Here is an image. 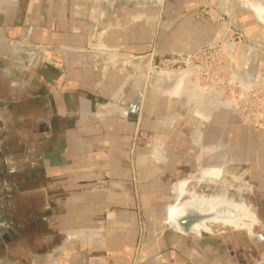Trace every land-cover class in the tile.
Returning a JSON list of instances; mask_svg holds the SVG:
<instances>
[{"label":"rangeland","instance_id":"374dc122","mask_svg":"<svg viewBox=\"0 0 264 264\" xmlns=\"http://www.w3.org/2000/svg\"><path fill=\"white\" fill-rule=\"evenodd\" d=\"M31 1L18 0L21 20L27 29L44 21L48 12V0H33V8ZM64 1L72 6V17L83 22L87 29L84 33L71 28L70 33L75 35L71 44L63 43L61 34L57 35L61 30L56 29L53 32L58 37L53 43H46V35L36 36L27 30L16 37L12 33L6 45L0 46L5 56L0 62L6 72L0 75L4 89L14 90L17 98L23 99L17 109L9 102L6 111L0 112V122L11 124L6 128L9 143L3 145L6 153L14 146L11 140L15 134L26 138L34 130L31 122L35 120L37 110L31 105L34 103L35 106L36 100L44 109L41 110L43 116L52 112L46 111V98H29L33 85L26 82L31 81L32 67L38 64L39 68L54 69L51 60L70 57L79 60L82 67L92 73L86 89L81 91L89 111L82 108L83 113L65 115L63 118L68 122H55L53 135L56 140H61L62 127H65L77 139L92 136L91 122H82L81 126L75 122L82 116L118 121V134L110 122H102L104 126L100 127L105 130L106 137L117 140L112 150L120 156L125 151L133 155L132 159H124L128 161L129 170L124 176L102 170L92 173L91 178L106 194L115 191L132 194L138 220L137 245L145 225L157 223L165 203L173 202V194L167 192V186L196 172L208 155L225 152L233 160L241 154L242 161H230L226 168L237 175L242 173L245 180L253 183L250 174L256 166L254 155L262 150L264 136V20L253 8L255 6L244 4L250 0H208L195 7L193 11L204 22L219 23V28L211 40L194 46H186L187 41H184L185 44L178 48L161 46L158 24L163 15L160 12L148 16L131 14V8L143 4L141 0ZM51 2L49 14L54 17V22L57 17L67 16L68 9L64 14L61 9L62 0ZM133 16H137L133 21L138 25L149 17L155 24L150 25V31L131 36L125 27ZM81 42L86 44H78ZM131 42L135 45H126ZM161 70L170 75H163ZM171 74L181 77L175 83L176 87ZM203 95L213 97V104L201 101ZM67 99L74 108L79 105L75 93ZM200 108H205L203 116L197 111ZM222 116L225 121L221 120ZM14 122L18 124L14 125ZM45 140H41V146L46 145ZM108 141L92 143L90 147L111 150L112 143ZM147 163L152 175L149 181H143L147 176H139L137 171ZM4 177L7 184L0 190L1 203L17 199L21 187L16 184L20 174ZM22 177L26 179L24 185L29 186V175ZM200 186L202 190L206 185ZM247 197L253 202L260 198L255 194H247ZM127 209L108 206L92 219L98 226H104L107 220L121 219ZM108 212H114L115 216L107 217ZM252 264H264V255L254 259Z\"/></svg>","mask_w":264,"mask_h":264},{"label":"crops","instance_id":"0c3cea01","mask_svg":"<svg viewBox=\"0 0 264 264\" xmlns=\"http://www.w3.org/2000/svg\"><path fill=\"white\" fill-rule=\"evenodd\" d=\"M141 1L142 5L131 8V14L148 16L160 12L163 15L158 24L163 47H182L184 41H187L186 46L199 45L211 40L219 28V23H206L193 11L208 0ZM250 2L254 6H264V0ZM51 3L48 0L46 5V22L38 21L36 26L27 29L21 20L22 11L18 0H0V46L6 45V40L12 33L16 37L27 30L34 35H46V43L55 42L54 38L61 34L62 42L71 44V38L75 36L70 33L71 28L85 33V24L72 17L70 3L66 5L62 0V12L64 14L68 9V13L67 16L57 17L55 22L54 17L49 14ZM34 6L32 0L30 7ZM258 12L261 20H264V9ZM136 17L133 16L125 27L130 30L131 36L144 34V31H150V25L155 24L149 17L138 25L133 21ZM56 29L61 30L57 35L53 32ZM146 35L149 36V33ZM128 44L126 45H135L133 42ZM4 58L0 50V62ZM51 61L54 69L39 68L35 64L31 70V81L26 84L33 85L29 98H46V111L52 112L43 116L41 110L44 109L36 100V105H31L32 109L37 110L35 120L31 122L34 130L26 138L15 134L11 140L14 146L7 153L3 145L9 143L6 128L11 124L0 122V190L6 188L7 180L4 176L21 175L20 181L14 182L21 185L18 188L19 197L10 199V202H0V264H252L254 259L264 255V136L260 148L262 150L254 155L256 166L250 174L253 183L245 180L242 173L237 175L226 168L230 161H242L241 154L236 155L233 160L225 152L221 155H208L196 172L167 186V192L173 194V202L165 203L158 224L145 225L143 236L137 245L138 220L133 210L132 194L118 191L106 194L96 187L91 178L92 173L102 170H108L117 176H124L129 170L128 161L124 159H132L133 155L125 151L120 156L117 151L112 150V145L117 140L106 137L105 130L100 127L104 126L102 122H110L111 128L115 127L118 134V121L82 116L75 122L79 126L82 122H91L92 136L77 139L70 129L62 127V138L56 140L53 135L55 122H68L63 117L71 112L83 113L82 108L89 111L88 105L83 101L87 99L82 96L81 91L86 89L92 73L74 58L64 57ZM2 71L0 66V75L6 73ZM1 78L0 76V112L6 111L9 102H13L17 109V104L23 99H18L14 90H5ZM72 92L80 100L75 108L70 105V99H67ZM7 96L10 99L7 100ZM199 110L197 109L198 112ZM224 118L222 116L221 120L225 121ZM17 124L18 122H14V125ZM42 127L45 129L41 130ZM44 138L46 145L41 146ZM104 140L112 143L111 150L90 147L92 143L96 145ZM220 158L223 159L221 162ZM138 169L139 176H147L143 181H149L152 175L150 165L142 164ZM23 175H29V186L24 185L26 179ZM201 184L206 185L202 190ZM218 190H226L228 196L249 205L256 217L250 231L226 224H214L213 229L209 226V230L198 226L199 208L208 215L204 219L207 224L211 223L209 211L211 212L212 204L216 207L225 203L224 197L215 200L214 193ZM75 191L78 193L75 194ZM247 194H255L260 198L253 202L248 199ZM186 199V207L190 212H169L170 207L174 208L178 200ZM108 206L128 208L127 213L121 219L107 220L104 226H98L97 221L92 218L97 217ZM245 213L244 218L247 219V212ZM107 216L114 217L115 213L108 212ZM80 240H83L82 244Z\"/></svg>","mask_w":264,"mask_h":264},{"label":"bare ground","instance_id":"6f19581e","mask_svg":"<svg viewBox=\"0 0 264 264\" xmlns=\"http://www.w3.org/2000/svg\"><path fill=\"white\" fill-rule=\"evenodd\" d=\"M97 2H98V0H97ZM244 4L247 5V6H252V7L254 6V5H252L253 4L252 2L245 1ZM253 8H255L257 10L258 9L260 10V9H264V6L262 7V5L256 4L255 7H253ZM160 73H163V75H164V73L165 74L167 73L168 75H170L168 72H166L164 70H161ZM171 75L173 76V74H171ZM182 76H183V74H182ZM169 78H171V76ZM178 78H181V77L179 75H177V74L175 76H173L172 82H173V86L175 85V87H176L175 83H177V80H180ZM200 100L205 102V103H207V104L208 103L209 104H213V102L215 101V99L213 97H210L208 95L207 96L203 95V97H201ZM204 110H205V108L204 109L200 108L199 112L202 115H204ZM214 194H215V200L218 199L219 197L226 198L225 203L222 204V205L220 203L219 205H216V207H215L214 204H212L211 212L209 211V214L211 213V218H210L211 219V223H207V224L205 223L204 219L208 215H206L204 210L199 208L200 212L197 211V213H199V219L197 218V222L200 223V224L198 226H200L201 228H203L205 230H209L210 227H211V229H213V225L214 224H218V225L226 224V225H230V226L236 227V228H245L246 230L250 231V228L253 226L256 217H254V212L251 210L249 205L245 204L243 201L235 200V198L233 196H228L227 193H226V190H220V191L218 190ZM214 194H213V197H214ZM187 202H188L187 199L183 200V201H179L178 200V202H177L176 206H174V208L170 207L169 212L170 213L171 212L174 213L175 211L177 213L178 212L179 213H182V212L188 213V212H190V210L186 207V203ZM245 211L247 212V216H248L247 219L244 218L246 216L245 215L246 214ZM197 216H198V214H197ZM183 219H185V217ZM190 225L193 226L192 223H190ZM216 229H217V227H216ZM198 231H199V228L196 229V232H198Z\"/></svg>","mask_w":264,"mask_h":264},{"label":"built area","instance_id":"2783aa9c","mask_svg":"<svg viewBox=\"0 0 264 264\" xmlns=\"http://www.w3.org/2000/svg\"><path fill=\"white\" fill-rule=\"evenodd\" d=\"M108 217V216H107Z\"/></svg>","mask_w":264,"mask_h":264}]
</instances>
